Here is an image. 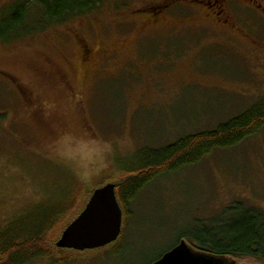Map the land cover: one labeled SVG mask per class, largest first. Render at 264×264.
I'll list each match as a JSON object with an SVG mask.
<instances>
[{"label":"rangeland","instance_id":"374dc122","mask_svg":"<svg viewBox=\"0 0 264 264\" xmlns=\"http://www.w3.org/2000/svg\"><path fill=\"white\" fill-rule=\"evenodd\" d=\"M17 1L0 0V11ZM122 1L0 40V228L78 193L76 217L94 189L125 178L140 149L213 130L264 95V0L235 5L220 23L138 16L159 0ZM237 202L264 212V128L147 185L118 242L29 264H151Z\"/></svg>","mask_w":264,"mask_h":264},{"label":"trees","instance_id":"16d2710c","mask_svg":"<svg viewBox=\"0 0 264 264\" xmlns=\"http://www.w3.org/2000/svg\"><path fill=\"white\" fill-rule=\"evenodd\" d=\"M106 1L19 0L0 11V40L6 42L64 23L99 8ZM263 128L264 95L213 130L184 135L162 147L140 149L134 163L123 170L127 173L125 178L115 183L123 218L131 216L130 203L157 178L196 164L214 150L234 147ZM79 197L77 193L69 200L36 208L26 219L0 228V264H29L58 249L54 235L57 232L59 235L77 214L73 211ZM221 212L202 222L194 232L180 233L175 244L185 239L195 248L217 255L264 261V212L243 202L231 204ZM54 261L68 263L66 258Z\"/></svg>","mask_w":264,"mask_h":264},{"label":"water","instance_id":"95a60500","mask_svg":"<svg viewBox=\"0 0 264 264\" xmlns=\"http://www.w3.org/2000/svg\"><path fill=\"white\" fill-rule=\"evenodd\" d=\"M115 184L94 189L84 208L62 230L56 247L77 251L105 247L115 242L122 230V210L115 194ZM151 264H246L225 255L195 248L185 239L165 251Z\"/></svg>","mask_w":264,"mask_h":264},{"label":"flooded vegetation","instance_id":"af4514ba","mask_svg":"<svg viewBox=\"0 0 264 264\" xmlns=\"http://www.w3.org/2000/svg\"><path fill=\"white\" fill-rule=\"evenodd\" d=\"M255 0H159L155 5H147L137 10L138 16L146 13V17H212L219 21L220 17H235V5L243 4L253 7ZM257 7V6H256ZM264 9V8H263ZM257 11V10H256ZM218 17V19H217ZM217 21V22H218ZM109 55L104 56V58ZM83 59L94 58V53L87 45L83 49Z\"/></svg>","mask_w":264,"mask_h":264}]
</instances>
